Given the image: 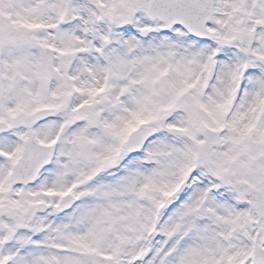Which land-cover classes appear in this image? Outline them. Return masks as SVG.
Returning a JSON list of instances; mask_svg holds the SVG:
<instances>
[{"label": "snow or ice", "instance_id": "snow-or-ice-1", "mask_svg": "<svg viewBox=\"0 0 264 264\" xmlns=\"http://www.w3.org/2000/svg\"><path fill=\"white\" fill-rule=\"evenodd\" d=\"M0 264H264V0H0Z\"/></svg>", "mask_w": 264, "mask_h": 264}]
</instances>
